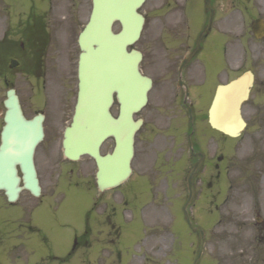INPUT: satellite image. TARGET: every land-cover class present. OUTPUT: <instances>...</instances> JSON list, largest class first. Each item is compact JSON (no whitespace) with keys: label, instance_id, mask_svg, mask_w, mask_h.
Returning a JSON list of instances; mask_svg holds the SVG:
<instances>
[{"label":"rangeland","instance_id":"1","mask_svg":"<svg viewBox=\"0 0 264 264\" xmlns=\"http://www.w3.org/2000/svg\"><path fill=\"white\" fill-rule=\"evenodd\" d=\"M171 2L148 0L141 9V13L146 17V24L135 47L149 55L147 65L156 59L161 63L162 49L166 46L160 45L161 31L164 32L162 42L166 43V38L169 43L173 42L171 36L174 30L167 31L168 15L164 18L165 13L171 10L167 7ZM163 5L164 9L161 8ZM236 12L235 32L229 22L225 25L226 33L218 28L214 30L204 43L202 53L187 67L191 101L195 107V115H199L207 104L216 82V85L225 84L238 75L253 71L257 84L248 103L249 111L246 112V117L254 123H264V109L261 108L264 105V93L259 94L264 83V40L256 42L251 33L253 22L258 18L264 19V0H236ZM190 13L193 15V22L189 23L190 37L184 48L186 50L194 47L198 33L205 23L204 6L200 0L195 2V8ZM114 31H120L118 24H115ZM220 36L227 41L235 39L237 48L224 42ZM154 49L158 53L155 56ZM236 49V56L233 57ZM226 50L228 52H225ZM226 59L229 65L225 63ZM165 95L164 84L158 82L150 96V106L142 114L147 119L144 130L137 135L136 160L133 164L135 174L121 191L126 199L112 192L105 195L103 200L97 201L99 203L93 210L99 213H92L90 219L93 235L86 242L80 243L74 252H71L75 242L74 236L84 231L85 216L91 210L94 199L100 195L73 187L63 190L65 198L50 207L53 200H47L52 194L49 187L58 185L54 181V174L64 172L62 163L56 165V170L52 169V160L55 163L54 159L59 154L57 137L61 125L57 122L63 116L48 115L47 136L45 143L39 147L37 156L38 168L45 184L44 196L33 199L28 193H24L20 201L12 206L0 193V264L195 263L200 238L187 226L182 210L187 199L182 172L174 186L171 181L165 182L164 179L158 178L159 176L153 183L155 190L150 191L144 184H150L153 179L152 169H158L161 161H167L169 168L177 166L176 163L182 156L190 161L186 144L190 130L186 109L180 107L173 109L171 113L168 110L165 112L162 107L164 104L173 105V101H164ZM155 107L160 109L156 110ZM26 113L29 118L34 116L30 108L26 109ZM200 128L201 126L197 127L195 135V140L199 141L202 139ZM255 130L252 131L253 135ZM151 132L155 133L154 137L147 139ZM207 133L211 143V151L208 154L211 157L214 156L215 148H230L228 139L212 131ZM219 138H222L220 143L216 141ZM256 140L260 142L257 144ZM256 140L254 142L258 154L253 157V153L245 149H251L250 144L238 142L241 151H246L250 157L240 153V157L233 158L236 167L231 171L230 179L223 173L220 209L217 210L213 205L217 196L216 192L211 190L214 187V177L208 179L207 176V183H211V187L205 190L203 186L201 193L195 195L189 211L196 225L206 231V244L199 264H264V135ZM112 147V143L105 144L103 152L111 151ZM43 153L48 154L46 158ZM159 155L163 156L160 162L157 157ZM230 156L231 152L222 150L223 165L229 162ZM247 158L251 159L245 163V167L237 166L241 159ZM139 163H144V166L140 167ZM72 170L75 171L73 184L76 181H84L77 179L78 170H82L84 175L91 174L92 171L89 163L81 164L66 170V176L71 175ZM209 173L208 169L206 174ZM229 182H232L231 188ZM60 197L63 198L64 194H60ZM111 204H115L116 213L111 210ZM27 205L30 206L31 212L30 208H25ZM40 206L42 208L37 209ZM104 213L106 215L102 216ZM109 218L117 223L118 230L123 233L122 239L121 236L117 239L110 237L107 233L114 234V231L106 227L103 228L104 232L99 231L102 225L98 224L105 223ZM218 218L222 219L221 223ZM257 220L261 222L258 223ZM28 222L39 227L47 238L43 239L38 234L27 231L25 226ZM97 235L103 237L97 238Z\"/></svg>","mask_w":264,"mask_h":264},{"label":"water","instance_id":"2","mask_svg":"<svg viewBox=\"0 0 264 264\" xmlns=\"http://www.w3.org/2000/svg\"><path fill=\"white\" fill-rule=\"evenodd\" d=\"M146 0H93V12L85 30L79 37L81 55L79 61V96L73 123L65 132V156L78 160L82 155L93 157L99 167L98 180L102 190L123 183L131 174V160L134 155V137L142 122L134 121V115L147 103L152 81L142 76L139 64L142 54L128 52L141 36L145 19L138 13ZM210 0H207V5ZM211 10V9H210ZM211 15L213 11L211 10ZM119 22L121 31L113 32V25ZM212 22L210 18L209 26ZM205 29L199 38L197 49L183 62L184 67L197 53L200 43L208 31ZM256 37L264 34L263 22L254 27ZM241 82L220 87L216 97V108L224 95L234 92ZM249 85L242 86L232 110L235 118L241 121L240 106L248 98ZM122 105L117 118L110 109L114 96ZM8 109L0 146V191H4L9 202L15 203L22 190L30 191L39 197L41 188L34 163L35 150L43 140V116L26 120L13 91L6 102ZM191 114V111H190ZM214 114V113H212ZM192 118V115H191ZM214 125V124H213ZM215 126V125H214ZM226 134H237L229 126H217ZM238 131V132H237ZM235 132V133H233ZM237 132V133H236ZM116 143L113 154L102 157L99 149L108 138ZM18 167L23 176H19ZM197 164L187 178L189 198L184 208L188 224L195 229L187 212L193 199L192 181L197 172ZM21 182L23 187H20ZM196 230V229H195ZM201 235L200 253L202 256L205 234Z\"/></svg>","mask_w":264,"mask_h":264},{"label":"flooded vegetation","instance_id":"3","mask_svg":"<svg viewBox=\"0 0 264 264\" xmlns=\"http://www.w3.org/2000/svg\"><path fill=\"white\" fill-rule=\"evenodd\" d=\"M171 1L172 2L168 4L171 10L166 12V14L168 13L167 19H169V29L172 31L177 30L173 36L175 39L173 42L171 41L168 43L167 49H162L163 51L160 57L161 63L156 59L152 60L150 64L147 65L149 61L145 59L141 67L143 74H149L153 78L154 86L156 82L164 84L166 89L164 101H173L174 104V106H165L164 104L162 107L165 108V112L170 109H176L182 106L185 107V103L180 101V95L182 93L184 97V91L183 88H179L178 86L180 81L178 72L179 63L183 56L184 52L182 53V50H185V42L187 40L186 37L182 36L181 42L179 43L178 33L181 28L182 32L185 29L183 22L185 17L182 4H180L182 0ZM203 3H205V0H203ZM212 6L215 10V17L219 19V29L224 30L223 32H227L225 30V25L229 22L235 32L237 15L236 0H225V2L222 0H212ZM225 8H227L226 11L224 10ZM89 10L90 12L92 10V0H90V2H88V0H0V119L2 122L6 112L2 97L6 99L10 89L16 90L24 111L30 108L35 115L44 114L45 123H47V116L50 114L62 115L63 126L71 120L77 98V66L79 57L77 37L86 24L85 22L86 18H88L87 15H89ZM232 44L236 46V42ZM157 54V50L154 49L153 55L155 56ZM234 56H236V54ZM182 78L183 81L188 84L187 75L183 74ZM261 86L259 94L264 93V83ZM254 88L256 89L255 85ZM214 95L215 90L198 116L199 123L201 124L200 131L202 133V139H200L203 146H211V143H209L210 137L207 133L208 131L218 133L220 137H222L221 133L213 131L209 120V110ZM121 108L122 105L119 101L113 106V109L118 112ZM156 108L157 107H155V109ZM261 108L264 109V105H262ZM248 111V103H246L243 106L242 112L245 114L244 119L247 128L245 130V135L243 134L244 137L243 135L241 136L243 139H241L240 142L250 144L251 149H249V147L245 148L250 152H253L252 149L254 146V154H258V152H256V143L254 140L264 135V123H254L249 120L246 117V112ZM146 119L147 118L144 117V126H146ZM253 126L254 128H252ZM254 129H256V132L253 135L252 131ZM154 134L155 133L151 132L147 139L153 138ZM60 135L61 128L59 129L57 139H59ZM46 136L47 126L45 125V138ZM221 139L222 138H219L216 141L220 143ZM224 139L233 141L229 143L230 148H215L213 165L212 167L208 165L210 172L211 169H213L214 172L213 185L217 195L214 202L217 210L221 207L220 194L223 184V173L226 175V178L230 179L231 171L236 167L233 158L236 157L237 159V157H240V153L250 157L246 151H241V148L237 145L238 141H235L238 139L228 137ZM257 141L258 140H256V142ZM202 142H205V144ZM259 142L260 141H258L257 144ZM222 150L229 151V153L231 152L229 162H226L225 165L222 163ZM254 154L252 157L257 155ZM47 155L48 154L45 155L43 153L45 158ZM157 157L160 162L163 156L159 155ZM250 159L251 158L241 159V165L248 163ZM60 161L70 163L65 160L62 155H60ZM79 162H82L81 164L84 165L89 163L91 170L96 167L92 159H82ZM161 162L162 164L158 169L154 166L152 169L153 175L151 178L153 179L150 178V184L153 188V183L158 176L161 180L164 179L165 182H168L169 177H171V175H169L170 170L167 166L168 162ZM70 164L74 167L77 165V163ZM139 166L143 167L144 163H139ZM181 167L182 162L180 160L177 166L175 165V172L181 169ZM53 168L54 164L52 160V169ZM207 170L205 166L202 172L203 176L199 177L198 184L201 186H204L206 183L205 178ZM71 173L73 174L75 171L72 170ZM88 174L84 175L82 170H78L77 179L81 178L87 181V190L98 191L95 174L94 176H88ZM39 176L40 183L45 188L41 172H39ZM56 178L57 177L54 175V181ZM75 184L78 186V181H76ZM57 188V185L49 187V189L53 190L52 194L56 193ZM120 190H122V186L113 191L106 192L105 194L119 192ZM30 228L32 229V226H30Z\"/></svg>","mask_w":264,"mask_h":264},{"label":"bare ground","instance_id":"4","mask_svg":"<svg viewBox=\"0 0 264 264\" xmlns=\"http://www.w3.org/2000/svg\"><path fill=\"white\" fill-rule=\"evenodd\" d=\"M236 96L237 92L224 95L222 104L219 105L217 113L214 114V118L217 120L218 125L223 126V124H225L232 128H234L233 126L239 127V123L232 119L233 116L231 115V108L233 107V101L235 100ZM231 120L233 121L232 123H234V125H232V123H228L229 121L231 122Z\"/></svg>","mask_w":264,"mask_h":264}]
</instances>
